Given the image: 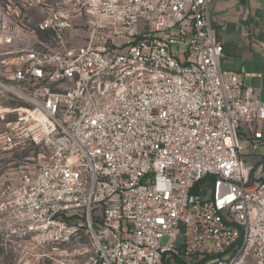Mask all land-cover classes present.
<instances>
[{
    "label": "built area",
    "instance_id": "1",
    "mask_svg": "<svg viewBox=\"0 0 264 264\" xmlns=\"http://www.w3.org/2000/svg\"><path fill=\"white\" fill-rule=\"evenodd\" d=\"M213 2L38 17L46 0H0V143L42 158L3 184L0 215L53 243L85 227L93 252L70 264H264V155L248 169L241 142L264 145V99L222 67Z\"/></svg>",
    "mask_w": 264,
    "mask_h": 264
},
{
    "label": "rangeland",
    "instance_id": "2",
    "mask_svg": "<svg viewBox=\"0 0 264 264\" xmlns=\"http://www.w3.org/2000/svg\"><path fill=\"white\" fill-rule=\"evenodd\" d=\"M60 2L61 0H46L44 8L35 12L38 17H42L45 12L56 9ZM85 31L83 26L81 34ZM7 104L4 102V107ZM14 117V114H9L6 120L0 119V138L7 127V121ZM241 142L246 147V154L243 156L245 166L249 169L254 165L256 170L259 169L263 161L260 157L264 155V145L258 148L256 154L247 155L249 143L243 138ZM38 153V149L26 141L6 147L0 143V190L3 184L16 182L23 171L31 168L32 163L42 159ZM79 228L78 233L69 241L53 243L45 234L26 232L14 223L13 218L0 215V264H70L72 261L86 260L93 252V241L85 232V227ZM168 242L169 238L164 237L161 244L167 245Z\"/></svg>",
    "mask_w": 264,
    "mask_h": 264
},
{
    "label": "crops",
    "instance_id": "3",
    "mask_svg": "<svg viewBox=\"0 0 264 264\" xmlns=\"http://www.w3.org/2000/svg\"><path fill=\"white\" fill-rule=\"evenodd\" d=\"M211 18L224 46L222 67L237 72L244 88L264 99V0H214ZM243 68L262 75H245Z\"/></svg>",
    "mask_w": 264,
    "mask_h": 264
},
{
    "label": "trees",
    "instance_id": "4",
    "mask_svg": "<svg viewBox=\"0 0 264 264\" xmlns=\"http://www.w3.org/2000/svg\"><path fill=\"white\" fill-rule=\"evenodd\" d=\"M65 219L68 222L72 223H79L80 221H83V217L79 216L77 213H74L72 215L66 216ZM79 220V221H78Z\"/></svg>",
    "mask_w": 264,
    "mask_h": 264
},
{
    "label": "bare ground",
    "instance_id": "5",
    "mask_svg": "<svg viewBox=\"0 0 264 264\" xmlns=\"http://www.w3.org/2000/svg\"><path fill=\"white\" fill-rule=\"evenodd\" d=\"M2 110V108L0 107V111Z\"/></svg>",
    "mask_w": 264,
    "mask_h": 264
}]
</instances>
